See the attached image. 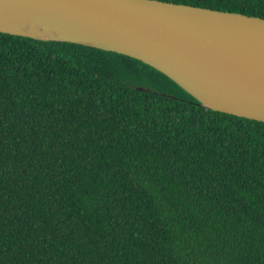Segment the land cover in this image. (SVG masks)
Wrapping results in <instances>:
<instances>
[{"label": "trees", "instance_id": "trees-1", "mask_svg": "<svg viewBox=\"0 0 264 264\" xmlns=\"http://www.w3.org/2000/svg\"><path fill=\"white\" fill-rule=\"evenodd\" d=\"M0 264H264V123L127 56L0 33Z\"/></svg>", "mask_w": 264, "mask_h": 264}, {"label": "water", "instance_id": "water-1", "mask_svg": "<svg viewBox=\"0 0 264 264\" xmlns=\"http://www.w3.org/2000/svg\"><path fill=\"white\" fill-rule=\"evenodd\" d=\"M0 33L127 56L201 107L264 123V19L157 0H0Z\"/></svg>", "mask_w": 264, "mask_h": 264}, {"label": "bare ground", "instance_id": "bare-ground-1", "mask_svg": "<svg viewBox=\"0 0 264 264\" xmlns=\"http://www.w3.org/2000/svg\"><path fill=\"white\" fill-rule=\"evenodd\" d=\"M47 38H50V37H47Z\"/></svg>", "mask_w": 264, "mask_h": 264}, {"label": "rangeland", "instance_id": "rangeland-1", "mask_svg": "<svg viewBox=\"0 0 264 264\" xmlns=\"http://www.w3.org/2000/svg\"><path fill=\"white\" fill-rule=\"evenodd\" d=\"M174 94H176V93L174 92Z\"/></svg>", "mask_w": 264, "mask_h": 264}]
</instances>
